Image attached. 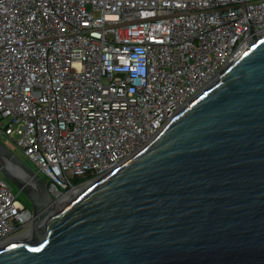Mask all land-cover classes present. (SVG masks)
<instances>
[{
	"label": "built area",
	"instance_id": "2783aa9c",
	"mask_svg": "<svg viewBox=\"0 0 264 264\" xmlns=\"http://www.w3.org/2000/svg\"><path fill=\"white\" fill-rule=\"evenodd\" d=\"M262 35L264 0H0L2 143L34 165L56 210ZM32 220L0 174V247Z\"/></svg>",
	"mask_w": 264,
	"mask_h": 264
},
{
	"label": "water",
	"instance_id": "95a60500",
	"mask_svg": "<svg viewBox=\"0 0 264 264\" xmlns=\"http://www.w3.org/2000/svg\"><path fill=\"white\" fill-rule=\"evenodd\" d=\"M33 234L0 264H264V35L140 150L62 207L0 142Z\"/></svg>",
	"mask_w": 264,
	"mask_h": 264
},
{
	"label": "bare ground",
	"instance_id": "6f19581e",
	"mask_svg": "<svg viewBox=\"0 0 264 264\" xmlns=\"http://www.w3.org/2000/svg\"><path fill=\"white\" fill-rule=\"evenodd\" d=\"M1 160V159H0ZM6 166H7V168L10 170V172L11 173H13L14 175H17V176H19V177H22V178H24V179H26V176L24 175V174H22L21 172H20V169L16 166V165H14L13 163H11V162H7L6 163ZM71 200V198L69 199H67L66 197H64L63 199H60V207H62L63 205H65L67 202H69ZM59 207V206H58ZM59 207V208H60ZM33 232H35V230L33 231L32 230V227H30L29 229H28V231L27 232H25V233H23V234H21V235H18V236H16V237H13L10 241H7L6 243H13V242H17V241H19V240H25V239H28L32 234H33Z\"/></svg>",
	"mask_w": 264,
	"mask_h": 264
},
{
	"label": "rangeland",
	"instance_id": "374dc122",
	"mask_svg": "<svg viewBox=\"0 0 264 264\" xmlns=\"http://www.w3.org/2000/svg\"><path fill=\"white\" fill-rule=\"evenodd\" d=\"M4 141V137L0 135V142ZM14 153L22 160L24 161V163H26L30 168H34V165L25 157H23L21 155V153L16 149L14 150ZM1 174V173H0ZM6 179V178H5ZM7 180V179H6ZM8 185L12 191L13 194H16V198L19 202H21L22 204H24L25 206L31 207L30 206V202L28 200V198L20 191H18L17 187L11 183L9 180H7Z\"/></svg>",
	"mask_w": 264,
	"mask_h": 264
}]
</instances>
